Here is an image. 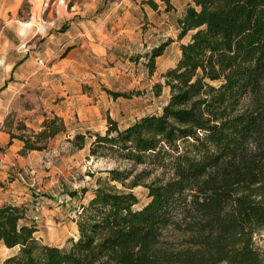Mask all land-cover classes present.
I'll return each instance as SVG.
<instances>
[{
    "label": "trees",
    "instance_id": "trees-1",
    "mask_svg": "<svg viewBox=\"0 0 264 264\" xmlns=\"http://www.w3.org/2000/svg\"><path fill=\"white\" fill-rule=\"evenodd\" d=\"M178 23L176 37H188L154 84L156 94L168 89L159 111L124 126L107 114L103 132L70 139L130 167L96 176L75 209L77 235L63 245L41 241L23 206L1 204L0 242L18 247L2 264H264V247L252 240L264 228V0H188ZM169 41L142 54L148 73ZM1 127L8 144L21 141L20 154L45 149L66 131L52 109L36 127L11 109ZM137 164L144 166L134 171ZM154 168L165 176L144 182ZM113 181L142 184L147 200L135 207L134 192Z\"/></svg>",
    "mask_w": 264,
    "mask_h": 264
},
{
    "label": "rangeland",
    "instance_id": "rangeland-1",
    "mask_svg": "<svg viewBox=\"0 0 264 264\" xmlns=\"http://www.w3.org/2000/svg\"><path fill=\"white\" fill-rule=\"evenodd\" d=\"M187 1L170 0L165 9L159 0L156 7L145 0H0V121L13 109L36 127L42 111L55 102L65 113L60 115L66 131L45 149L20 154L0 138V205L23 206L24 221L37 226L41 241L63 245L76 237L75 209L91 195L96 176L108 168L130 167L115 156L89 154L87 144L78 147L70 139L77 131L103 132L107 114L124 126L159 111L168 89L161 85L156 94L154 84H162L161 73L174 65L178 44L188 37H176ZM65 28L62 34L51 32ZM64 38L74 43L61 46ZM165 38L170 41L148 73L142 54ZM106 88L129 96L114 97ZM163 175L154 168L144 182ZM110 184L134 192L135 207L147 200L142 184ZM252 240L263 248L264 228ZM17 249L0 242V264Z\"/></svg>",
    "mask_w": 264,
    "mask_h": 264
},
{
    "label": "crops",
    "instance_id": "crops-1",
    "mask_svg": "<svg viewBox=\"0 0 264 264\" xmlns=\"http://www.w3.org/2000/svg\"><path fill=\"white\" fill-rule=\"evenodd\" d=\"M66 29L67 28H65V29H62V30H59V31H56V30H54V29H52L51 30V32L52 33H55V34H62L64 31H66ZM51 32H50V34H51ZM71 43H74L72 40H70V39H68V38H64V40L62 41V43H61V46H67L68 44H71ZM5 93H6V90H5ZM10 96V95H9ZM67 97H69V96H67ZM62 101H65V102H67L66 100H62ZM71 101V100H70ZM11 103H12V97H10L8 100H7V106H8V109L10 108V105H11ZM50 109H52V110H54L55 112H57L58 114H65L62 110H61V108H60V110H59V107H58V103L57 102H55V103H53V104H51V105H49L48 106ZM7 112V111H6ZM6 112L4 113V115L3 116H5V114H6ZM40 119L41 118H37L36 119V121H37V123L40 121ZM28 123V122H27ZM36 123V124H37ZM1 124H2V120L0 121V138H1V140H7L8 139V135H7V133L2 129V127H1ZM29 124V123H28ZM36 124L34 125V126H36ZM11 145H15V147L17 148V149H19V147H20V145H21V141H19L18 139H16V138H14L13 139V141H12V143L9 145V147L11 146Z\"/></svg>",
    "mask_w": 264,
    "mask_h": 264
},
{
    "label": "built area",
    "instance_id": "built-area-1",
    "mask_svg": "<svg viewBox=\"0 0 264 264\" xmlns=\"http://www.w3.org/2000/svg\"><path fill=\"white\" fill-rule=\"evenodd\" d=\"M39 60V62H41L42 60L41 59H38Z\"/></svg>",
    "mask_w": 264,
    "mask_h": 264
}]
</instances>
